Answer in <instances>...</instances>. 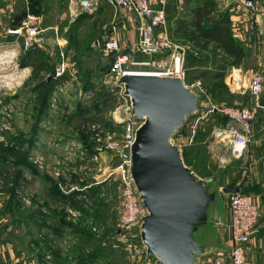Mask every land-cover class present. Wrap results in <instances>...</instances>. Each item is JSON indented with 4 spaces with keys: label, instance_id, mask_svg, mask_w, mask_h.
Listing matches in <instances>:
<instances>
[{
    "label": "rangeland",
    "instance_id": "rangeland-1",
    "mask_svg": "<svg viewBox=\"0 0 264 264\" xmlns=\"http://www.w3.org/2000/svg\"><path fill=\"white\" fill-rule=\"evenodd\" d=\"M221 1L215 0L217 10L227 8L220 5ZM236 7L239 12L248 10ZM34 11L23 0H0V221L15 253L11 264H162L148 251L141 227L134 225L137 220L130 226L121 225L122 189L113 172L122 160L116 150L123 147L118 144L123 140L124 130L120 119L128 100L111 70L115 56L103 48V37L115 20L119 24L123 14L132 15L120 10L117 17L108 18L104 11L98 23H93L88 17L79 20L75 16L73 20L65 11V27L67 21L76 24L71 25L65 40L68 66L43 109L37 85L55 77V68L61 63L60 53L52 46L53 53L40 57L45 58L47 67L27 71L28 64L22 63L27 60H21L18 52L26 55V49L36 47L25 48L21 36L9 32L21 25L28 14L39 17ZM47 18L54 20L58 16ZM232 28L237 35L238 25ZM174 39L192 54L190 40L184 33ZM260 42V38L255 40V44ZM9 52H13L12 56ZM132 54L140 60L164 58L160 52ZM209 59L213 62V57ZM154 66L151 62L130 67ZM34 71L39 75L36 79ZM196 78L202 81L204 92L195 90L202 95L199 101L204 108L186 118L173 140L181 147L186 163L199 175H213L222 184L239 177L235 169L238 158L223 133L228 118L220 110L223 114L219 112L216 117L210 108L249 106L251 95L240 98L228 87L232 95L215 100L204 85L205 80ZM193 79L186 81L191 83ZM117 109L120 111L114 113ZM111 140L117 141L113 148L107 146ZM219 186L214 211L218 208L223 226L219 237L214 239L221 248L213 253L226 255L231 247L226 230L230 223L229 193L222 190L220 183ZM65 195L71 196L70 202Z\"/></svg>",
    "mask_w": 264,
    "mask_h": 264
},
{
    "label": "water",
    "instance_id": "water-1",
    "mask_svg": "<svg viewBox=\"0 0 264 264\" xmlns=\"http://www.w3.org/2000/svg\"><path fill=\"white\" fill-rule=\"evenodd\" d=\"M37 40H43L42 33ZM117 84L141 120L133 143L116 150L131 160L130 174L146 208L134 225L141 227L148 251L162 264H198L201 256L221 248L214 241L223 226L218 208L214 211L220 186L215 176L202 177L186 163L173 137L189 115L204 108L202 95L179 74L126 73ZM236 189L233 184L222 187L225 192Z\"/></svg>",
    "mask_w": 264,
    "mask_h": 264
},
{
    "label": "crops",
    "instance_id": "crops-1",
    "mask_svg": "<svg viewBox=\"0 0 264 264\" xmlns=\"http://www.w3.org/2000/svg\"><path fill=\"white\" fill-rule=\"evenodd\" d=\"M23 1L25 4L29 3V6L31 5V7H34V10H36L34 13L36 12L40 17L39 22H41L40 27L42 29L41 33L43 34V40L39 41L40 43L36 48L26 49L27 53H35L38 57L37 61H34L33 58L29 57V62H27L28 65L25 67L27 71L29 69L33 70L35 64L44 65V68L45 66L47 67L45 58L43 60L40 59V57L43 54L53 53L52 46L54 45L58 49V54L60 53L59 62H66V58L68 57H65V40L72 30V27L76 24L71 23L72 21L69 23L67 21L66 24L68 25L65 27V11L72 16L71 18L77 16L79 20H82V17L84 20L88 17L93 23H98L99 17L102 16L101 13L104 11L107 12L108 18H111V16L114 17V15L116 16L118 13L108 0H87L86 3H84L83 0ZM151 1L154 7L165 6L168 18V28L170 27L171 31H174V38L181 36L182 32L179 30H172V27L179 28L180 30H185L186 28L190 30L195 29V21L199 18V12L201 13V11H203L206 13V16H204L201 21L204 23L207 21V14H210V16L213 15L214 8L218 5H216L215 0H175L172 3L168 2V0ZM220 5L227 8L225 10H217L216 8V14L217 12L222 13L223 11H227L231 14V19L233 20L232 26H234V24L238 25L237 38L243 44L242 47L244 51L243 57L238 65L228 66L226 84L231 91L238 93L240 98L246 94L251 95V104L249 106L253 107L255 117L252 121V138L244 153L237 156L238 162L235 169L238 170L239 177L237 179H227L222 184L221 182L219 183L222 187L233 184L235 187H239L243 191L251 194L257 202L259 207V218L255 228L250 234V240L246 244L245 257L246 264H264V89L258 97L254 96L250 90L251 75L254 71L261 72L264 81V0H256L255 12H249L246 9L239 12L240 8L236 7V4L230 0H222ZM235 8H237V10H235ZM228 9H233V11ZM50 15H56L58 16V19L60 18L61 20H51V18H47V16ZM131 15L132 16L123 14V16H121L120 14L123 19L117 24L120 30L119 36L123 52L132 51L138 38L139 18L134 14ZM115 22L118 23V20H115ZM72 24L73 26L71 27ZM233 29L235 30V28ZM125 31L127 32V35ZM175 32L177 33L175 34ZM104 38H106V36L103 37V39ZM258 38L261 39V42L255 44V40ZM189 47L198 54L201 52H208L207 49L199 48L192 41H190ZM18 55L21 56V60L22 58L28 60L26 55H22V53L19 54V52ZM162 55L165 58L167 54H161L160 56ZM208 67H211V63H209ZM44 68L41 69V71L44 70ZM201 69H203V67H199V70ZM196 77L193 80H197ZM213 115L214 114H212V116ZM223 133L225 137H228V134L225 131H223ZM217 134L220 135L221 132H217ZM241 160H244V162H241ZM230 164L231 163H228L229 166ZM231 167L232 166H230V168ZM227 193L230 194L231 192ZM227 210L230 215V222V206ZM1 222L2 220L0 221V252H3V255L0 254V258L2 257L0 264H9V262L11 264L12 259L15 257V253L11 248L12 243L9 240L8 235L6 236L5 226L3 227L4 224H1ZM226 230L231 246L230 226L227 227ZM5 245H7V247ZM222 251L223 250H221L220 253H222ZM212 253L213 251L201 256L198 264H215V260L218 256L225 257L230 261V251H228L226 255Z\"/></svg>",
    "mask_w": 264,
    "mask_h": 264
},
{
    "label": "built area",
    "instance_id": "built-area-1",
    "mask_svg": "<svg viewBox=\"0 0 264 264\" xmlns=\"http://www.w3.org/2000/svg\"><path fill=\"white\" fill-rule=\"evenodd\" d=\"M117 10L134 14L139 18L138 38L135 46L130 52H123L119 36V28L114 21L107 32L103 42V48L108 53L114 54L111 70L116 80L126 73L133 70L130 66H146L152 62L154 68L148 69L157 74L176 75L179 74L184 79L187 86L204 92L201 80L191 83L186 81V48L176 41L169 33L167 12L164 5L154 7L151 0H108ZM237 6H243L251 12L256 10V0H230ZM42 29L39 24V17L28 14L21 25L9 29V32L21 36L25 48H34L40 42L37 35ZM142 52L145 54L166 52L167 56L163 59L154 61L140 60L132 53ZM67 63L61 61L55 68V78L61 77L67 68ZM122 90L123 86L121 85ZM264 89L263 75L259 71H254L251 75L250 90L256 97ZM126 95V94H125ZM126 105L124 116L121 114L120 121H123V140L120 145H131L135 139L137 128L141 120L135 119L131 113V101L126 95ZM213 110L223 111L227 115L228 122L224 131L228 134L229 145L235 156L242 155L252 138V121L255 117L252 106L241 107H222L211 106ZM120 111L115 110L114 113ZM122 112V111H121ZM128 115V116H127ZM118 118L120 116L117 115ZM112 138V136H110ZM100 139V137H99ZM117 144L116 140L108 143L109 148ZM131 160L122 159L113 169L117 174L122 189V207L120 222L122 226H130L133 222L145 214V207L139 201L137 191L130 174ZM229 205L231 220L229 223L231 232V250L228 261L225 257L218 256L215 264H246V244L250 240V234L255 228L259 218V207L254 197L240 189L239 187L229 194Z\"/></svg>",
    "mask_w": 264,
    "mask_h": 264
},
{
    "label": "trees",
    "instance_id": "trees-1",
    "mask_svg": "<svg viewBox=\"0 0 264 264\" xmlns=\"http://www.w3.org/2000/svg\"><path fill=\"white\" fill-rule=\"evenodd\" d=\"M207 15V21L202 23V18L206 16V13L203 11H201V13L199 12V18L195 21V29H177V31L179 30L180 32L187 35L189 40L194 42L196 46L202 49H207L208 51L207 53L201 52L200 54L194 52L193 50L192 54L186 51V79L188 78L191 80L193 77L195 78L196 76H200L205 80L206 83L204 85L208 88L215 100L222 99L223 95L229 98L232 94L230 93L228 85L224 80L227 75L228 66L238 65L240 63L244 54L242 47L243 44L234 33L232 28L233 20L231 19V14L229 12L223 11L222 13L217 12L216 14L215 7L214 14L211 16L210 14ZM169 33L173 37L174 31L172 32L170 27ZM162 53L165 54L166 52ZM26 57H31L34 61H37L38 59L37 54L31 52L26 54ZM210 57H213L212 60L215 64V67L213 62H211V67H208L210 63L209 61L211 60L209 59ZM27 62L29 61H23L22 63L25 65ZM43 66L44 65L41 64H35L33 70L36 71L37 68L41 70L44 68ZM199 67H203V69L199 70ZM35 71L33 74L35 75L34 77L36 79L39 75L35 74ZM61 77H54L52 80L50 79L49 82L42 80L40 81V84L37 85L43 109L48 106L50 102L51 91ZM213 111L215 116L222 113L216 109ZM223 115L224 118L227 119V115ZM212 123L214 122L209 121V124ZM187 163L189 162L187 161ZM4 164L6 163L4 162ZM12 189V191H15L14 188ZM71 199V196L65 195L66 201L70 202Z\"/></svg>",
    "mask_w": 264,
    "mask_h": 264
},
{
    "label": "bare ground",
    "instance_id": "bare-ground-1",
    "mask_svg": "<svg viewBox=\"0 0 264 264\" xmlns=\"http://www.w3.org/2000/svg\"><path fill=\"white\" fill-rule=\"evenodd\" d=\"M13 52H9L8 55L12 56ZM129 74H138V75H155L154 71L148 69H133L129 72Z\"/></svg>",
    "mask_w": 264,
    "mask_h": 264
}]
</instances>
